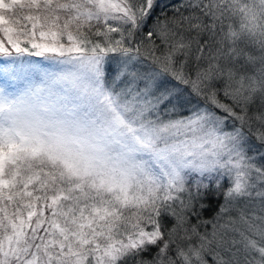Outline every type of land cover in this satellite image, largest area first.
I'll list each match as a JSON object with an SVG mask.
<instances>
[{
    "label": "snow or ice",
    "instance_id": "snow-or-ice-1",
    "mask_svg": "<svg viewBox=\"0 0 264 264\" xmlns=\"http://www.w3.org/2000/svg\"><path fill=\"white\" fill-rule=\"evenodd\" d=\"M0 62V264H264V0H0Z\"/></svg>",
    "mask_w": 264,
    "mask_h": 264
},
{
    "label": "trees",
    "instance_id": "trees-1",
    "mask_svg": "<svg viewBox=\"0 0 264 264\" xmlns=\"http://www.w3.org/2000/svg\"><path fill=\"white\" fill-rule=\"evenodd\" d=\"M215 208H216V201L213 200L212 203L209 204L208 210L204 214L205 218L210 219L214 215Z\"/></svg>",
    "mask_w": 264,
    "mask_h": 264
},
{
    "label": "rangeland",
    "instance_id": "rangeland-1",
    "mask_svg": "<svg viewBox=\"0 0 264 264\" xmlns=\"http://www.w3.org/2000/svg\"><path fill=\"white\" fill-rule=\"evenodd\" d=\"M0 63H2V62H0ZM3 81V77H2V75H0V82H2ZM257 239H259L258 237H257Z\"/></svg>",
    "mask_w": 264,
    "mask_h": 264
}]
</instances>
